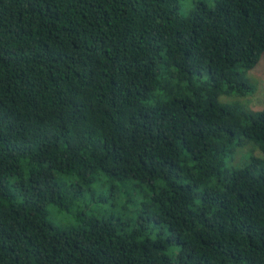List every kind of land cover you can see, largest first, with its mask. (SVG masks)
Instances as JSON below:
<instances>
[{"label": "trees", "instance_id": "trees-1", "mask_svg": "<svg viewBox=\"0 0 264 264\" xmlns=\"http://www.w3.org/2000/svg\"><path fill=\"white\" fill-rule=\"evenodd\" d=\"M189 6L0 0V264H264V0Z\"/></svg>", "mask_w": 264, "mask_h": 264}, {"label": "rangeland", "instance_id": "rangeland-1", "mask_svg": "<svg viewBox=\"0 0 264 264\" xmlns=\"http://www.w3.org/2000/svg\"><path fill=\"white\" fill-rule=\"evenodd\" d=\"M194 0H182L183 10L186 11L190 6L191 2ZM250 77L254 83V92L242 99L244 107L248 110H258L264 108V57H262L254 68L250 71ZM242 154L238 159H233V165L242 164L244 159H246L249 154ZM231 163V162H230Z\"/></svg>", "mask_w": 264, "mask_h": 264}]
</instances>
